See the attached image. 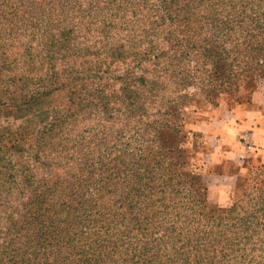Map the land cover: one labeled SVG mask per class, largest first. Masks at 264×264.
Listing matches in <instances>:
<instances>
[{
	"label": "trees",
	"instance_id": "16d2710c",
	"mask_svg": "<svg viewBox=\"0 0 264 264\" xmlns=\"http://www.w3.org/2000/svg\"><path fill=\"white\" fill-rule=\"evenodd\" d=\"M93 11L105 18L96 31L88 18ZM113 24L130 37L117 35ZM26 38L15 91L29 118L21 138L36 136L37 149L16 151L21 165H15L9 135L0 131V189H21V204L4 224L0 264H264V179L235 195L230 208H209L207 167L186 172L176 157L190 125L183 110L198 102L196 94L160 99L168 84L195 87L217 107L218 98L236 97L241 80L264 78V0H21ZM4 48L0 44V72L8 58ZM87 89L86 99L78 97ZM54 95L67 97L68 106H53ZM85 110L101 135L116 130L97 152L96 165L117 208L84 220L99 235L91 242L72 228V213L84 205L66 212L63 201L54 204L50 181L32 170L56 129ZM118 112L133 121L109 128L105 122ZM37 119L48 122L31 133ZM9 201L0 198V208ZM72 201L67 195L65 203ZM115 225L131 229L121 245L108 234Z\"/></svg>",
	"mask_w": 264,
	"mask_h": 264
},
{
	"label": "rangeland",
	"instance_id": "374dc122",
	"mask_svg": "<svg viewBox=\"0 0 264 264\" xmlns=\"http://www.w3.org/2000/svg\"><path fill=\"white\" fill-rule=\"evenodd\" d=\"M88 18H90L89 24L91 28H96L93 31L101 27V23L105 19L104 15L100 14V12L95 13L94 11L89 14ZM127 20L128 19L125 21ZM112 28L117 35L120 33L118 24H113ZM128 36L129 33L126 31L120 33V37H126L125 39L130 37ZM27 40V38L21 40V0H0V44L5 45L4 51L8 55L6 65L3 66L0 72V104H5L0 106V131H4L9 135L7 139L11 141V147L13 149L10 154L13 156L15 165H21V152L16 151L30 148L34 150L37 149L34 140L36 137L35 134V137L25 134V136L21 138V132H24V128L28 127L29 130V118L26 117L28 115L24 110L21 112V92L15 91L21 88V75L23 73V71H21V54L23 52V50H21V43H25ZM83 73L85 77H87V73ZM110 86L112 87L113 84H110ZM88 91L89 89L85 90L83 94L78 97L86 99L87 95L85 94ZM184 94H196L195 97L198 101L191 108L183 110L184 119L187 121V124L190 125L188 128L183 129L176 150L178 163L181 169L186 172H189L193 165L198 167L204 165L205 155L208 149L206 138L202 134L194 132L191 129L199 116H206L220 104L226 102L230 110L242 106V110L245 108V111H249L257 107L259 121H264V78L241 80L239 93L236 97H233V99L228 98V101L223 98H218L216 100V104H218L217 107L204 102V95L195 87L177 90L173 84H168L165 90L162 91L160 99L173 100L176 96ZM56 96L60 97L61 94H56ZM56 96L53 101H51L53 106H61L62 108L68 106L67 97L59 99ZM48 105H50V103H48ZM155 106L157 107V104H155ZM44 108L45 110L50 109L47 108V105ZM51 110L52 109L49 111V117H52L53 111ZM156 110L157 109L152 110L150 114L153 116ZM103 118L105 119L104 116ZM110 118L111 119L105 123H107L109 128L113 126L115 129L116 127L119 128L123 123H131L133 121V119L130 121L126 120L124 114L122 115V113L119 112L113 114ZM34 122H36V128L31 131V133L39 129L41 130L48 121L41 123L42 120L39 121L37 119ZM96 124L97 120L89 116L88 110H85L84 113L80 112L77 121H74L71 125H67L61 131L56 129V135L52 140L47 142L45 151L38 156L36 164L34 165L35 167H32V170L35 169V171H37L39 177L50 181L46 184L47 188L51 187L48 193V199H52L54 204L57 205L60 200L63 201L64 208L67 210L66 212L70 211L71 206V210L74 209L76 204L81 203L84 205L82 212L78 214L72 213L74 215L73 222H75L72 228H75L78 232L81 231L85 234H89L85 238L86 242H91L93 239L99 238V235L96 233L97 231L88 227L87 222L84 220L91 214L108 213V210L117 208V206L114 205V198L112 197L111 199V197L108 196L110 190L104 188V180L107 175L104 169L96 165L98 158L97 152L104 150L109 140L115 139L113 133L116 130L109 129V133L103 136L95 131ZM141 127L142 129L144 128L143 126ZM91 129L95 131L92 132V134L89 133ZM142 129L134 127V131H138L139 133ZM144 134L145 133L141 132L140 136L144 138ZM93 135H98L99 140L93 142ZM96 143L100 144L101 147H96L98 150L94 151V145ZM239 143V146L243 147V149L251 145L245 138H242ZM53 144L54 146L51 147ZM86 156H91L92 158L86 160ZM245 167L247 171L243 176L239 177L235 193L229 205L220 207L208 203L209 208H230L234 199H236L235 197L237 196L238 198L245 194L252 186L253 181L264 179V164L261 163L259 159L258 161L251 162ZM54 182H58V184L52 185ZM69 194L73 195V201L71 203H65V198ZM7 197L10 200L8 202L9 204L7 203V207L4 208V210L0 208V244L4 242L3 240L6 237L5 234H3L4 224L9 215L12 214V207L21 204V189L18 184L9 192L0 189V198L4 199ZM18 210L20 211V208H18L17 211ZM118 212L120 213L121 211ZM117 221L118 220H116L114 224H117ZM110 226V223H106L107 228ZM130 230V228H126L123 225H115L113 228L109 229L108 234L113 236L118 245H121L123 242L121 238ZM156 234V237L162 234L160 229L156 231Z\"/></svg>",
	"mask_w": 264,
	"mask_h": 264
},
{
	"label": "crops",
	"instance_id": "0c3cea01",
	"mask_svg": "<svg viewBox=\"0 0 264 264\" xmlns=\"http://www.w3.org/2000/svg\"><path fill=\"white\" fill-rule=\"evenodd\" d=\"M256 108L230 110L224 102L206 116H199L191 128L208 142L204 160L208 171L203 182L209 204L228 206L239 177L247 171L245 166L258 159L264 164V121H259ZM242 138L251 143L249 148L239 146Z\"/></svg>",
	"mask_w": 264,
	"mask_h": 264
},
{
	"label": "built area",
	"instance_id": "2783aa9c",
	"mask_svg": "<svg viewBox=\"0 0 264 264\" xmlns=\"http://www.w3.org/2000/svg\"><path fill=\"white\" fill-rule=\"evenodd\" d=\"M249 148V147H248Z\"/></svg>",
	"mask_w": 264,
	"mask_h": 264
}]
</instances>
